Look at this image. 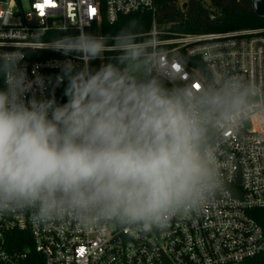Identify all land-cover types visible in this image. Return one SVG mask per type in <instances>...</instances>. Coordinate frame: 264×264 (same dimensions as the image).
<instances>
[{
  "label": "clouds",
  "instance_id": "9594fccd",
  "mask_svg": "<svg viewBox=\"0 0 264 264\" xmlns=\"http://www.w3.org/2000/svg\"><path fill=\"white\" fill-rule=\"evenodd\" d=\"M44 48L83 64L30 78L24 50L0 51V214L150 232L227 194L216 144L264 111L262 86L226 73L185 81L134 24L114 36L80 27ZM108 51L117 55L91 67Z\"/></svg>",
  "mask_w": 264,
  "mask_h": 264
},
{
  "label": "built area",
  "instance_id": "2783aa9c",
  "mask_svg": "<svg viewBox=\"0 0 264 264\" xmlns=\"http://www.w3.org/2000/svg\"><path fill=\"white\" fill-rule=\"evenodd\" d=\"M156 12L155 0H0V51L20 48L30 78L33 73L54 78L58 62L83 61L44 48L49 41L78 35L80 27L108 35L106 25L147 14L151 26L138 38L156 37L185 81L226 73L264 91V28L167 38ZM104 55L91 67L117 53ZM63 87L55 89L58 103L66 101ZM216 155L227 194L172 217L163 229L143 232L103 221L85 227L71 217L36 223L30 211L0 214V264H28L37 256L42 264H264V230L252 216L264 209V111L227 132L216 144Z\"/></svg>",
  "mask_w": 264,
  "mask_h": 264
},
{
  "label": "trees",
  "instance_id": "16d2710c",
  "mask_svg": "<svg viewBox=\"0 0 264 264\" xmlns=\"http://www.w3.org/2000/svg\"><path fill=\"white\" fill-rule=\"evenodd\" d=\"M182 1L155 0L156 20L167 38L220 35L264 28V17L255 14L252 0H187L185 10L182 9ZM130 24L135 25L137 35L142 34L150 28L151 16L137 13L123 17L114 26L106 25L104 31L108 35H116ZM252 216L264 230V209L253 212ZM28 264H42V259L38 256L31 258Z\"/></svg>",
  "mask_w": 264,
  "mask_h": 264
},
{
  "label": "water",
  "instance_id": "95a60500",
  "mask_svg": "<svg viewBox=\"0 0 264 264\" xmlns=\"http://www.w3.org/2000/svg\"><path fill=\"white\" fill-rule=\"evenodd\" d=\"M186 7L187 3L183 4L182 9ZM252 8L258 17H264V0H252Z\"/></svg>",
  "mask_w": 264,
  "mask_h": 264
},
{
  "label": "snow or ice",
  "instance_id": "6c2138e0",
  "mask_svg": "<svg viewBox=\"0 0 264 264\" xmlns=\"http://www.w3.org/2000/svg\"><path fill=\"white\" fill-rule=\"evenodd\" d=\"M51 2V0H45L46 4H49ZM38 7H40L41 9L43 8V5H39ZM43 14V13H42Z\"/></svg>",
  "mask_w": 264,
  "mask_h": 264
},
{
  "label": "rangeland",
  "instance_id": "374dc122",
  "mask_svg": "<svg viewBox=\"0 0 264 264\" xmlns=\"http://www.w3.org/2000/svg\"><path fill=\"white\" fill-rule=\"evenodd\" d=\"M186 1H187V0H183V2H182V3L184 4V3H186ZM189 36H194V35H189Z\"/></svg>",
  "mask_w": 264,
  "mask_h": 264
}]
</instances>
